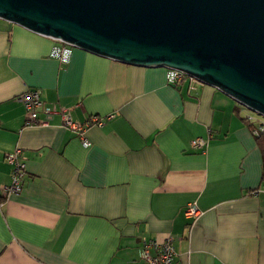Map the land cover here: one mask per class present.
I'll return each instance as SVG.
<instances>
[{"label": "crops", "instance_id": "obj_1", "mask_svg": "<svg viewBox=\"0 0 264 264\" xmlns=\"http://www.w3.org/2000/svg\"><path fill=\"white\" fill-rule=\"evenodd\" d=\"M0 19V264H144L142 238L175 239L177 264H264V155L241 105L218 88L173 86L168 69L125 64ZM39 90L90 127L26 126ZM209 140L192 148L194 140ZM24 151L20 194L3 196ZM202 215L191 226L187 206Z\"/></svg>", "mask_w": 264, "mask_h": 264}, {"label": "water", "instance_id": "obj_2", "mask_svg": "<svg viewBox=\"0 0 264 264\" xmlns=\"http://www.w3.org/2000/svg\"><path fill=\"white\" fill-rule=\"evenodd\" d=\"M0 19L125 64L181 70L264 117V0H0Z\"/></svg>", "mask_w": 264, "mask_h": 264}, {"label": "built area", "instance_id": "obj_3", "mask_svg": "<svg viewBox=\"0 0 264 264\" xmlns=\"http://www.w3.org/2000/svg\"><path fill=\"white\" fill-rule=\"evenodd\" d=\"M59 42V41H58ZM73 46L63 42H59V45L54 48L52 56L59 60L61 63L66 64L69 62L73 50ZM167 81L170 85L179 86L185 82L199 83L200 81L177 69L168 68ZM202 83V82H201ZM17 101L24 104L27 112L26 126L28 127H48L52 122L59 120L60 127L67 129L79 137L82 145L85 148L92 146L91 141L86 137L87 130L90 127H103L114 116H108L107 118H100L98 116H92L86 122L75 121L72 116L70 108L65 106H50L47 105L43 99L42 93L39 90L27 91L17 97ZM255 127L253 134L259 136L264 134V122L255 120L250 116H246ZM209 145V140L198 138L191 144L192 148H206ZM26 160L24 151L19 148L14 154L7 156V162L12 164L14 168L11 177V183L2 188L3 196L8 198L11 194H20L23 191V181L26 175ZM264 191L263 186L257 190L256 194ZM202 215L201 210L195 203H190L187 206V216L190 219L191 226H193L198 218ZM172 235H167L162 239H148L142 238L141 247V260L144 264H177L176 263V248Z\"/></svg>", "mask_w": 264, "mask_h": 264}, {"label": "trees", "instance_id": "obj_4", "mask_svg": "<svg viewBox=\"0 0 264 264\" xmlns=\"http://www.w3.org/2000/svg\"><path fill=\"white\" fill-rule=\"evenodd\" d=\"M55 48V47H54ZM75 48V47H74ZM73 48V49H74ZM178 87V86H177ZM243 121H244V123H246L251 129H252V131H253V129H254V127H255V125L252 123V122H250L247 118H243ZM256 138H257V141H258V145H259V147H260V149H261V151H262V153H263V155H264V134H261V135H259V136H256ZM264 177V176H263ZM263 182H264V178H263ZM2 202H3V200H2V198L0 197V205L2 204Z\"/></svg>", "mask_w": 264, "mask_h": 264}, {"label": "rangeland", "instance_id": "obj_5", "mask_svg": "<svg viewBox=\"0 0 264 264\" xmlns=\"http://www.w3.org/2000/svg\"><path fill=\"white\" fill-rule=\"evenodd\" d=\"M241 108L243 109L244 115L250 116V117L254 118L255 120H260L261 122H264V117L263 116H259L258 114H255V113L249 111L247 108H245L243 106H241Z\"/></svg>", "mask_w": 264, "mask_h": 264}, {"label": "clouds", "instance_id": "obj_6", "mask_svg": "<svg viewBox=\"0 0 264 264\" xmlns=\"http://www.w3.org/2000/svg\"><path fill=\"white\" fill-rule=\"evenodd\" d=\"M168 69V68H167Z\"/></svg>", "mask_w": 264, "mask_h": 264}]
</instances>
